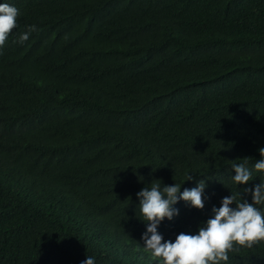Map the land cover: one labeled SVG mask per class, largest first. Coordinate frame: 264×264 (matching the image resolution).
Wrapping results in <instances>:
<instances>
[{
	"label": "trees",
	"instance_id": "trees-1",
	"mask_svg": "<svg viewBox=\"0 0 264 264\" xmlns=\"http://www.w3.org/2000/svg\"><path fill=\"white\" fill-rule=\"evenodd\" d=\"M0 3L20 13L0 48V264H162L144 250L136 195L155 183L207 185L203 210L173 206L165 241L196 234L231 193L251 202L264 0ZM245 159L252 179L237 185ZM226 264H264V241Z\"/></svg>",
	"mask_w": 264,
	"mask_h": 264
},
{
	"label": "clouds",
	"instance_id": "clouds-1",
	"mask_svg": "<svg viewBox=\"0 0 264 264\" xmlns=\"http://www.w3.org/2000/svg\"><path fill=\"white\" fill-rule=\"evenodd\" d=\"M19 10L8 4L0 3V48H2L13 29L17 27ZM35 25L27 26V31L19 36L18 42L24 43L31 32L36 31ZM260 159L254 165L257 172H264V148L259 150ZM245 163L233 164L235 175L233 180L237 185H246L252 179V172ZM195 177L189 175L186 181ZM196 187L180 191L181 185L172 186L160 183L144 187L136 195L139 207L146 223V231L141 239L144 250L150 252L154 258H159L162 264H221L229 260V252L238 251L240 247H252L264 241V212L256 205L264 204V182L255 184L253 188L244 189L250 193L251 202L246 199L238 201L231 193L222 199L220 207L211 209L212 216L196 234L181 232L174 240H164L158 232V226L167 218L172 220L179 214L173 206L183 200L191 207L203 210L204 190L206 180L196 181ZM241 196V194H240ZM235 204V208L231 205ZM150 234V235H149ZM82 264H95V258L87 256Z\"/></svg>",
	"mask_w": 264,
	"mask_h": 264
}]
</instances>
